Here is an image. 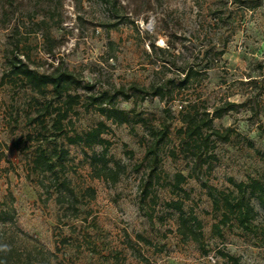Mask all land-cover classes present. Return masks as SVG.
I'll return each mask as SVG.
<instances>
[{"label": "rangeland", "instance_id": "rangeland-1", "mask_svg": "<svg viewBox=\"0 0 264 264\" xmlns=\"http://www.w3.org/2000/svg\"><path fill=\"white\" fill-rule=\"evenodd\" d=\"M12 56L41 74L72 73L81 85L70 89L79 103L66 134L101 122L106 148L49 129L44 146L67 154L54 172L32 171L31 119L43 96L6 75ZM226 100L236 106L212 127L229 128V138L212 137L195 162L194 145L178 133L183 117L210 115ZM162 124L170 133L159 167L167 180L187 176V197L165 183L142 201L143 157ZM108 170L117 179H106ZM253 182L264 188V0H0V240L50 264H231L225 255L264 264V193ZM224 194L253 208L245 225L230 213L220 223ZM177 198L184 217L200 222L201 241L182 237L180 214L166 205Z\"/></svg>", "mask_w": 264, "mask_h": 264}, {"label": "trees", "instance_id": "trees-1", "mask_svg": "<svg viewBox=\"0 0 264 264\" xmlns=\"http://www.w3.org/2000/svg\"><path fill=\"white\" fill-rule=\"evenodd\" d=\"M190 68L191 67L183 69L184 77L181 80L182 84L189 80L192 73V69ZM6 75L16 78L24 85L33 89L36 93L43 96V101L40 103L39 110L31 119L33 123L36 122V126L38 127L36 135H39V140H37L39 144L36 148V154L30 163V169L32 171L54 172L56 168L55 158L60 160L67 154L66 150L56 146H52L51 148L44 146L43 139H46V137L43 135L44 132L49 129L56 135H65L66 141L70 144L90 146L94 143L101 145L108 143L106 139L101 137V131L104 128V124L101 122L98 126L84 134H66L65 125L71 123V113L74 111L75 105L79 103V96L77 94H71L70 89L73 86L81 85L72 73L64 69H59L51 74H41L30 68L22 59L17 56H12L8 60ZM84 86L87 89L91 87L89 84H84ZM136 91L140 90L136 89ZM48 93H50V96L46 97ZM120 93H124L123 90L117 89L116 94ZM89 97L93 102L97 100L93 95ZM235 106V102L226 100L221 106L214 108L210 115L208 114L209 112H205V115L202 116L197 110L193 113L189 112L184 115L182 125L178 128V133L186 146L194 145L193 159L195 162L205 161L201 155L204 153V148H208L209 143L212 141V137L219 140H227L229 138V128H226L224 131L213 128L212 119L222 117ZM100 111L107 116L116 115L115 117H118L120 121H128V118L122 111L113 108H111L110 112H107L105 108H101ZM169 133L170 130L167 124H162L161 128L153 129L151 132L152 138L145 150L142 162L145 165V173H143L139 183L142 201L147 198L157 197L155 188L165 183L168 184L172 192L187 197V193L182 187L187 176L177 171L173 174L171 180H167L159 167V151L162 142L165 139L167 140ZM104 148H106L105 145ZM139 166H142V164H139ZM117 176L118 173L115 170H108L105 174L106 179L110 177L112 180H115ZM236 187L239 191L243 192L245 184L243 182H238L236 183ZM251 187L252 190L260 189L262 193H264V188H261L257 182H253ZM212 197L214 207L218 208L220 200L213 195ZM221 203L226 207L220 220L222 224L226 223L228 220V213L234 215L242 225H245L253 216V208L244 201L243 197L231 198L229 194H224L221 197ZM166 205L180 214L179 228L181 229L182 237L186 239L190 238L196 242L201 241L203 237L201 224L194 216L184 217L182 209L183 201L177 198L169 200ZM225 256L231 264H238V261L233 256ZM35 263L50 264V261L48 257L41 253H34L24 246L15 245L11 239L0 240V264Z\"/></svg>", "mask_w": 264, "mask_h": 264}]
</instances>
